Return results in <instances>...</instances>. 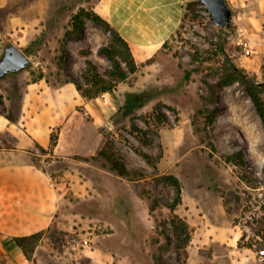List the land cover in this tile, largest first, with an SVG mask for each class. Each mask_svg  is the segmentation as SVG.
<instances>
[{
  "label": "rangeland",
  "instance_id": "rangeland-1",
  "mask_svg": "<svg viewBox=\"0 0 264 264\" xmlns=\"http://www.w3.org/2000/svg\"><path fill=\"white\" fill-rule=\"evenodd\" d=\"M191 1L181 0L180 23L165 42L116 84L119 106L98 129L100 148L111 140L134 178L91 158L100 148L86 155L80 152L90 146L75 145L80 152L50 154L57 126L35 149L38 163L61 188L52 222L24 255L30 264H154L153 256L158 264H264L258 254L264 247V127L246 91L257 84L264 102V0H225L231 16L223 28L202 3L187 10ZM98 2L0 0V55L12 43L30 59L26 69L0 79L1 114L16 115L29 81L87 86L86 58L107 78L111 62L100 46L110 36L91 20H85L80 39L68 40L62 67L56 64L71 16ZM225 55L244 71L245 83L215 84ZM80 130L93 131L83 122ZM237 152L243 165L227 159ZM167 174L181 185L172 211L167 205L175 194ZM151 198L158 205L149 212ZM175 215L190 234L185 255L173 244Z\"/></svg>",
  "mask_w": 264,
  "mask_h": 264
},
{
  "label": "crops",
  "instance_id": "crops-1",
  "mask_svg": "<svg viewBox=\"0 0 264 264\" xmlns=\"http://www.w3.org/2000/svg\"><path fill=\"white\" fill-rule=\"evenodd\" d=\"M180 3L181 0H99L93 9L117 28L136 63H140L178 27ZM24 90L16 115L0 113L1 264H30L14 238L46 229L57 210L61 186L54 184L49 171L35 157V149L46 142L47 132L58 127L52 155L67 157L80 152L75 145L90 146V151L80 154H92L100 148V124L119 106L115 89L87 99L71 82L52 84L40 78L27 82ZM81 122L93 131H81ZM84 136L87 139L81 142Z\"/></svg>",
  "mask_w": 264,
  "mask_h": 264
},
{
  "label": "trees",
  "instance_id": "trees-1",
  "mask_svg": "<svg viewBox=\"0 0 264 264\" xmlns=\"http://www.w3.org/2000/svg\"><path fill=\"white\" fill-rule=\"evenodd\" d=\"M195 3L200 2L199 0L189 2L187 4V10L193 12ZM184 16H187V13L183 15V18ZM85 20H91L92 22L98 24L110 36V41L108 42V44L100 46V52H102L111 62L110 68L106 73L107 78L103 77L100 73H98L95 64L90 59L86 58V68L82 74V78L87 86L84 87L73 80L66 81L71 82L74 85L75 89L83 97L90 99L105 92H112L118 82L125 81L128 78L129 74L134 73L136 71L137 63L133 57L128 42L121 36L115 26H113L100 14H98L93 8H79L77 12H75L71 16L67 27L64 30L63 36L60 40V54L57 57L56 63L58 68L62 67L64 56L67 54L66 44L68 40L72 37L78 39L82 37L84 32ZM233 81H240L245 83L246 76L244 74V71L239 67L235 66L233 63H231L229 58L225 55V59L221 65L219 80L215 84L217 86H220ZM246 91L250 99L252 100L256 112L260 116L262 125L264 127V102L259 96L258 85H248L246 86ZM214 93L215 90H212L208 97H212ZM206 101L207 99H202V105L205 109ZM203 108L201 109V111L203 110ZM214 115L215 111H211L209 113L208 122H212V118L214 117ZM143 156L149 160V157L146 154H143ZM91 158H101L107 164L109 170H111L120 177L132 179L135 177V174H137L135 171H131L127 168L123 158L115 151L113 142L108 138H106L104 144L97 151L96 155L92 156ZM227 159L231 162H234L235 164H244L242 156L239 152L235 153L233 157H227ZM164 179L173 187L174 190L175 196L173 198V201L167 205L169 210L172 211L175 206L180 202L181 185L178 178L173 174L164 175ZM157 205V200L155 198H151L149 212L155 210ZM170 223L172 227V235L174 237L173 244L175 250L176 252H178V255H185V248L190 240V234L188 231L187 224L185 223V221H183L176 215L171 217ZM43 231L44 230L28 236L14 238V242L26 257H29V255L34 251L35 244ZM166 246L163 245L162 250H164ZM153 261L154 264H158L156 256H153Z\"/></svg>",
  "mask_w": 264,
  "mask_h": 264
},
{
  "label": "water",
  "instance_id": "water-1",
  "mask_svg": "<svg viewBox=\"0 0 264 264\" xmlns=\"http://www.w3.org/2000/svg\"><path fill=\"white\" fill-rule=\"evenodd\" d=\"M204 5L209 19L220 28L225 27L231 16V9L225 0H199ZM30 59L17 46L9 43L0 55V79L17 74L28 67Z\"/></svg>",
  "mask_w": 264,
  "mask_h": 264
},
{
  "label": "built area",
  "instance_id": "built-area-1",
  "mask_svg": "<svg viewBox=\"0 0 264 264\" xmlns=\"http://www.w3.org/2000/svg\"><path fill=\"white\" fill-rule=\"evenodd\" d=\"M244 45H246V43L244 42ZM259 257H263L264 256V247L258 251Z\"/></svg>",
  "mask_w": 264,
  "mask_h": 264
}]
</instances>
